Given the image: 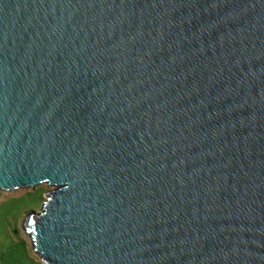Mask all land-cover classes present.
<instances>
[{
	"label": "water",
	"instance_id": "obj_1",
	"mask_svg": "<svg viewBox=\"0 0 264 264\" xmlns=\"http://www.w3.org/2000/svg\"><path fill=\"white\" fill-rule=\"evenodd\" d=\"M44 264H264V0H0V191Z\"/></svg>",
	"mask_w": 264,
	"mask_h": 264
},
{
	"label": "rangeland",
	"instance_id": "obj_2",
	"mask_svg": "<svg viewBox=\"0 0 264 264\" xmlns=\"http://www.w3.org/2000/svg\"><path fill=\"white\" fill-rule=\"evenodd\" d=\"M53 187L39 184L31 188L0 191V264H44L33 252L31 239L22 224L31 211H39Z\"/></svg>",
	"mask_w": 264,
	"mask_h": 264
}]
</instances>
